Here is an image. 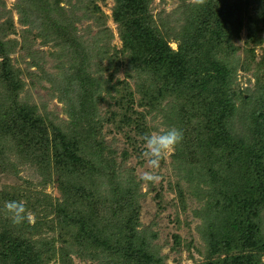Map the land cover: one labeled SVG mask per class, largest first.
<instances>
[{"label": "trees", "instance_id": "16d2710c", "mask_svg": "<svg viewBox=\"0 0 264 264\" xmlns=\"http://www.w3.org/2000/svg\"><path fill=\"white\" fill-rule=\"evenodd\" d=\"M151 1L115 0L113 20L120 30L122 48L119 52L110 49L108 64L128 65L137 71V77L130 73L127 76L140 85L136 90L139 104L154 108L169 98L178 102L174 119L184 120L191 133L179 143L182 146H176L180 167L190 175L187 180L193 184L191 192L209 200V254L201 264H258L253 253L264 252L259 228L264 211V60L254 74L255 88L246 100L250 121L242 136L233 128V119L240 111L237 102L246 98L232 86L233 72L227 62L231 54L222 51L224 47L232 48V38L239 32L232 23L236 7L230 0L191 5L186 10L187 27L182 31V40L172 50L151 24ZM49 3L41 4L53 13ZM261 24L264 28V15ZM65 32L64 27L55 28L56 36ZM76 42V38H69L68 45ZM0 65L4 83L0 93V167L4 165V154L13 147L42 165L52 161L61 177H57L56 184L62 198L54 205H46L66 229L74 232L77 244L82 246L79 242H84V248L122 254L127 264H138V256L148 262L151 258L144 249V240L135 230L137 212L129 188L126 194H120L122 186L113 181L110 185L99 184L101 177L115 179L114 172L107 170L96 148L84 144L85 136L78 132V124L74 122L70 131L74 137L54 126L47 133L35 116V109L18 102L22 87L11 74L6 57L2 56ZM68 78L69 87L80 89L82 100H92L80 72L70 73ZM113 86L123 96L118 106L124 108V124L130 125V115L136 113L132 110L136 104L133 90L123 81H116ZM195 145L199 146V155L193 151ZM91 154L95 164L86 159ZM101 164L105 172L101 171ZM131 183L128 179L129 186ZM104 193L108 196L104 197ZM179 196L182 199L181 193ZM5 203L0 193V219L5 222L0 226V240L9 234L5 227L11 222L6 218ZM105 209L111 211L107 218L103 215ZM18 227L14 241L0 242V264H39L46 256L39 246L44 248L47 241L41 238L38 226L25 222Z\"/></svg>", "mask_w": 264, "mask_h": 264}, {"label": "rangeland", "instance_id": "374dc122", "mask_svg": "<svg viewBox=\"0 0 264 264\" xmlns=\"http://www.w3.org/2000/svg\"><path fill=\"white\" fill-rule=\"evenodd\" d=\"M46 1L50 2L53 13L41 4L48 3ZM210 3L213 2L206 0L203 5ZM230 4L236 7L232 23L239 32L232 38V48L224 47L222 51L231 54L227 62L233 72L232 86L246 98L237 102L240 111L238 109L233 119V128L245 136L244 130L250 121L246 100L255 88L254 74L264 60L261 24L264 0H230ZM191 5H195L192 0H152L150 3L151 24L172 50H176L182 40V31L187 27L186 10ZM114 8L115 0H0V63L2 56L7 58L11 74L22 87L18 102L35 109V116L47 133H51L54 126L74 137L70 131L78 124V132L85 136L82 137L84 144L87 142L96 148L107 170L114 172L115 179L101 177L99 184L110 185L113 181L122 186L120 194H126L129 188L137 212L135 230L144 240V249L151 258L147 262L138 256V264L204 263L209 254L206 240L211 225L206 213L208 198L191 192L192 183L187 180L190 175L180 167L177 148L160 161L156 170L150 169L141 157L143 134L175 128L183 132V141L191 134L189 126L184 120L174 119L177 100L166 99L154 108L139 104L136 93L139 84L127 76L130 73L137 77V71L128 65L108 64L107 55L122 48L120 30L113 20ZM47 11L50 14H42ZM56 22L60 25H55ZM57 27H64L65 34L56 36ZM69 38H76V45H68ZM1 67L0 93L4 91ZM75 71L86 80V87L90 88L87 96L92 100H82L78 86L69 87L68 75ZM116 81L127 82L134 93L136 104L132 110L136 115L132 112L128 117L130 125L124 124L127 121L122 115L124 108L118 106L123 96L114 90ZM80 102L87 107L83 108ZM131 117L136 118L134 122ZM10 149L4 154V165L0 167L1 198L5 202L23 201L34 217L25 222L38 226L41 238L47 241L44 248L39 246L46 252L39 264H127L122 254L84 248V242L78 245L74 232L66 229L54 211L47 208L46 204L54 205L62 198L56 184L57 177H61L52 161L47 166L42 165L18 153L15 147ZM193 149L199 155V146ZM182 156H186V152ZM86 159L93 164L97 162L93 156ZM101 168L105 172L103 164ZM145 171H155L162 179L158 183L145 182L141 179ZM128 179L133 182L131 186ZM107 196L108 193H104V197ZM110 212L105 209L103 215L107 218ZM4 225V220L0 219V226ZM213 227L217 229L215 223ZM5 228L9 234L0 240L3 244L14 241L13 234H18L19 230L11 222ZM259 228L264 239V211ZM253 254L258 264H264L263 251L259 256L256 252Z\"/></svg>", "mask_w": 264, "mask_h": 264}, {"label": "clouds", "instance_id": "9594fccd", "mask_svg": "<svg viewBox=\"0 0 264 264\" xmlns=\"http://www.w3.org/2000/svg\"><path fill=\"white\" fill-rule=\"evenodd\" d=\"M206 0H192L195 5H203ZM183 132L179 129H169L163 132H152L142 135L144 150L141 157L147 161L150 169L156 170L160 166V161L168 154L174 152L176 146L182 141ZM145 182L158 183L162 177L155 171H145L141 176ZM6 218L10 219L14 226L23 224L27 219H34L23 201H7L5 203Z\"/></svg>", "mask_w": 264, "mask_h": 264}]
</instances>
